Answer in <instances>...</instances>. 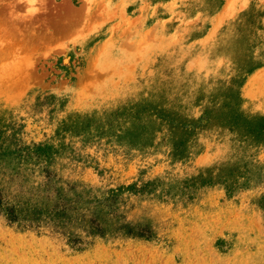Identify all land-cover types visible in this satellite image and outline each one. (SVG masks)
<instances>
[{
	"label": "rangeland",
	"instance_id": "374dc122",
	"mask_svg": "<svg viewBox=\"0 0 264 264\" xmlns=\"http://www.w3.org/2000/svg\"><path fill=\"white\" fill-rule=\"evenodd\" d=\"M32 143L103 233L0 219V264H264V0H0V145Z\"/></svg>",
	"mask_w": 264,
	"mask_h": 264
},
{
	"label": "trees",
	"instance_id": "16d2710c",
	"mask_svg": "<svg viewBox=\"0 0 264 264\" xmlns=\"http://www.w3.org/2000/svg\"><path fill=\"white\" fill-rule=\"evenodd\" d=\"M51 154L40 143L12 149L0 145V219L19 229L54 233L70 245L89 243L103 233L102 227L95 214L85 218L87 198L75 190L68 196L74 187L63 186L51 171L47 157ZM41 155L46 156L44 162L39 160ZM74 228L83 230L89 239L76 235Z\"/></svg>",
	"mask_w": 264,
	"mask_h": 264
}]
</instances>
